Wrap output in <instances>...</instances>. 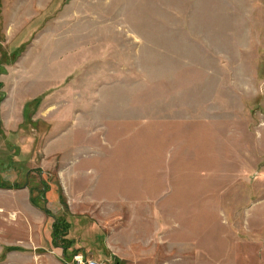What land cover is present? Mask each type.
<instances>
[{"label": "rangeland", "instance_id": "374dc122", "mask_svg": "<svg viewBox=\"0 0 264 264\" xmlns=\"http://www.w3.org/2000/svg\"><path fill=\"white\" fill-rule=\"evenodd\" d=\"M2 183L0 264H264V0H0Z\"/></svg>", "mask_w": 264, "mask_h": 264}, {"label": "trees", "instance_id": "16d2710c", "mask_svg": "<svg viewBox=\"0 0 264 264\" xmlns=\"http://www.w3.org/2000/svg\"><path fill=\"white\" fill-rule=\"evenodd\" d=\"M17 187V185H15V188ZM0 188H7V189H9V188H11V186H9V185H7L6 183H2L1 185H0ZM34 197H31V202L34 204ZM60 226V225H59ZM57 233H58V230L56 229L55 230V236L57 235ZM65 250H68V248H66L65 247Z\"/></svg>", "mask_w": 264, "mask_h": 264}, {"label": "bare ground", "instance_id": "6f19581e", "mask_svg": "<svg viewBox=\"0 0 264 264\" xmlns=\"http://www.w3.org/2000/svg\"><path fill=\"white\" fill-rule=\"evenodd\" d=\"M12 216H13V218H16L17 217V215L14 213V214H12Z\"/></svg>", "mask_w": 264, "mask_h": 264}, {"label": "built area", "instance_id": "2783aa9c", "mask_svg": "<svg viewBox=\"0 0 264 264\" xmlns=\"http://www.w3.org/2000/svg\"><path fill=\"white\" fill-rule=\"evenodd\" d=\"M78 262H80V263H81V261H78ZM91 264H97V263H91Z\"/></svg>", "mask_w": 264, "mask_h": 264}]
</instances>
